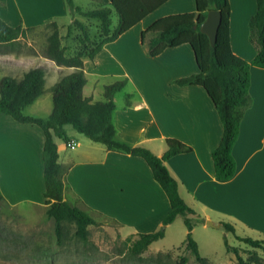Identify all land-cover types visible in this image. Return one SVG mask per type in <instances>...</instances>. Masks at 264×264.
<instances>
[{"label":"crops","instance_id":"1","mask_svg":"<svg viewBox=\"0 0 264 264\" xmlns=\"http://www.w3.org/2000/svg\"><path fill=\"white\" fill-rule=\"evenodd\" d=\"M102 1L111 3V0ZM229 2L232 51L251 62L258 52L250 38V22L257 12V0ZM200 9L198 0H170L117 41L106 45L95 58L91 72L88 67L92 65L85 63L88 82L84 96L93 102L106 100H97L98 82L89 83L91 77L113 73L120 80L128 79L133 93L128 95L125 105L116 104L114 113L118 140L146 147L158 157L167 152L169 139L191 147L192 153L175 156L166 166L178 182L183 200L205 221L195 229L210 228L207 221L215 223L217 219L220 227L227 222L235 227L236 233L242 229L264 240V68L251 69V104L233 149L236 175L229 181H219L212 157L224 134L218 111L202 87L175 84L179 79L199 73L192 47L167 49L153 58L142 44V33L156 21ZM66 12L64 0H0V18L14 28L38 29L53 22L59 24L58 15L66 16ZM37 54L16 45L0 46V81L9 76L21 78L36 67L47 68L44 95L24 111L27 116L46 119L54 109L52 87L72 70ZM51 73L54 81L49 85ZM66 130L70 143L57 139L60 164L68 183L65 201L74 206L84 205L112 219L123 238L160 231L172 207L146 161L109 151L70 127ZM45 142L39 126L23 124L0 113V194L3 198L0 200L23 220L21 207L37 211L41 214L40 220L55 224L47 215L49 207L45 202ZM72 143L74 149L69 145ZM171 228L172 224L167 226L165 237Z\"/></svg>","mask_w":264,"mask_h":264},{"label":"trees","instance_id":"2","mask_svg":"<svg viewBox=\"0 0 264 264\" xmlns=\"http://www.w3.org/2000/svg\"><path fill=\"white\" fill-rule=\"evenodd\" d=\"M169 1L111 0L110 4H106L102 0H97L98 8L84 10L76 4L75 0H64L73 17L80 15L99 21L101 34L99 41H91L86 26L74 18L68 27V34H71L72 26H75L84 34V41L82 40L83 44L79 50L72 56H68L62 43L59 25L53 22L44 27L47 35L42 56L55 62L59 67L72 70L52 87L54 109L49 118H35L24 113L28 106L44 95L47 68L36 67L26 72L21 78L9 76L0 81V113L9 115L23 124H35L44 132L46 138L43 152L45 202L49 207L47 215L55 221L56 235L60 242L66 224H71L76 228L75 236L87 243L90 235L89 227L97 224L93 214L104 217L84 205L74 206L65 201L68 183L66 171L60 164L57 139L70 143L66 130L70 127L109 151L143 158L170 201L172 212L164 220L160 231L137 235L138 238L132 243L130 249L134 257L140 258L152 244L163 239L167 226L181 217L188 231L182 247L192 252L197 261L207 262L200 256L199 246L193 239L195 227L205 221L197 216L196 211L183 200L179 184L166 166V162L171 158L192 153L193 149L178 140L169 139L166 141L167 152L163 157H158L146 147L132 146L118 140V132L114 124L116 111L114 98L126 87L128 79L107 86L105 101L93 102L91 98L84 96V89L88 82L84 70L86 61H94L106 45L117 41ZM198 1L202 9L199 12L171 15L156 21L142 33V44L148 48V53L153 58L160 56L167 49L183 45L192 47L199 73L179 79L175 84L181 87H202L213 101L224 126V134L220 145L213 151L212 157L217 179L229 181L237 172L233 149L240 135L245 112L251 104V69L252 67L264 68V0H257V12L250 22V38L258 50L255 59L251 62L238 57L232 51L230 42L232 10L229 0ZM212 10L222 14V23L214 47L209 37L201 32L207 13ZM114 12L118 16L116 27L113 26ZM35 31V28L11 27L0 18V46H15L21 39H26L29 33ZM0 199H3L1 194ZM195 216H197L196 219H194ZM222 226L227 232L236 235L233 225L222 223ZM238 239L255 250L264 251V240L242 237ZM225 246L227 252L238 254V250L231 247L227 239H225ZM187 262L188 259L183 258L181 264H187ZM257 263L264 264V259Z\"/></svg>","mask_w":264,"mask_h":264},{"label":"rangeland","instance_id":"3","mask_svg":"<svg viewBox=\"0 0 264 264\" xmlns=\"http://www.w3.org/2000/svg\"><path fill=\"white\" fill-rule=\"evenodd\" d=\"M75 2L84 10L96 9L99 6L97 0H75ZM66 11L68 15H58L56 21L59 23L66 53L68 56H72L82 47L84 34L75 26H72L71 34H68V27L72 24L70 20L75 18L82 22L87 28V34L91 41L100 40V22L80 15L73 17L67 7ZM113 21V26L116 27L118 16L115 12ZM46 33L44 27H40L35 32L29 33L26 39H21L16 46L20 49L26 48L28 52L35 55L41 54L46 41ZM29 43L32 46H29ZM86 62L92 65L88 67L91 72L95 65L94 61ZM111 69L109 67L108 70ZM53 75L51 73L48 76L49 85L54 81ZM94 80L98 82V101L105 99L107 86L120 81L113 73L102 75L99 78L91 77L89 83ZM132 93V86L127 84L116 95L117 106L125 105L129 98L128 95L131 96ZM20 213L25 215L24 220L13 215L0 200V264H181L183 258L188 259L187 264H258V261L264 259L263 250H255L238 239V237L247 238L246 236H249L254 240H261L262 238L258 234L248 235L239 229L236 235H233L227 232L224 227H220L217 219H214L215 223L210 221L213 223V227L217 228L210 226V228L204 229L199 226L193 231V239L199 246L200 256L207 260V262H199L192 252L188 251L186 247H182L188 231L181 217L172 224L166 237L153 244L150 250L138 258L134 257L130 251L132 243L138 237L123 238L119 232V226L106 216L101 217L93 214L97 224L89 227V240L84 243L75 236L74 225L66 224L60 242L57 235L54 238L56 232L54 222H47V219L40 220L42 219L40 213L29 211L25 207H21ZM225 239L231 247L238 250V254L226 251Z\"/></svg>","mask_w":264,"mask_h":264},{"label":"water","instance_id":"4","mask_svg":"<svg viewBox=\"0 0 264 264\" xmlns=\"http://www.w3.org/2000/svg\"><path fill=\"white\" fill-rule=\"evenodd\" d=\"M221 23V12L212 10L207 13V18L201 26V32L209 37L212 47H214L217 42L218 32ZM207 225L212 227L214 226L213 223L210 221L207 222Z\"/></svg>","mask_w":264,"mask_h":264},{"label":"built area","instance_id":"5","mask_svg":"<svg viewBox=\"0 0 264 264\" xmlns=\"http://www.w3.org/2000/svg\"><path fill=\"white\" fill-rule=\"evenodd\" d=\"M70 145V147L72 148V149H74L75 148V144L74 143H72V144H69Z\"/></svg>","mask_w":264,"mask_h":264}]
</instances>
